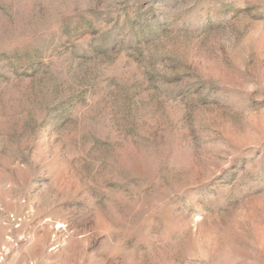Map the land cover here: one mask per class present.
<instances>
[{
    "label": "rangeland",
    "instance_id": "obj_1",
    "mask_svg": "<svg viewBox=\"0 0 264 264\" xmlns=\"http://www.w3.org/2000/svg\"><path fill=\"white\" fill-rule=\"evenodd\" d=\"M0 264H264V0H0Z\"/></svg>",
    "mask_w": 264,
    "mask_h": 264
}]
</instances>
